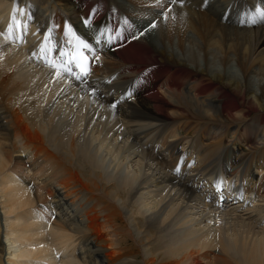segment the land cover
Returning <instances> with one entry per match:
<instances>
[{"label":"bare ground","instance_id":"6f19581e","mask_svg":"<svg viewBox=\"0 0 264 264\" xmlns=\"http://www.w3.org/2000/svg\"><path fill=\"white\" fill-rule=\"evenodd\" d=\"M124 1L0 0V264H264V0ZM73 22L138 38L77 81Z\"/></svg>","mask_w":264,"mask_h":264},{"label":"snow or ice","instance_id":"6c2138e0","mask_svg":"<svg viewBox=\"0 0 264 264\" xmlns=\"http://www.w3.org/2000/svg\"><path fill=\"white\" fill-rule=\"evenodd\" d=\"M159 2H160V4H161V6H163V3L165 2V0H159ZM167 2L170 3V4H175V3H177V2H181V3H182V0H167ZM169 11H170V9H169ZM162 15H163L164 19H167V13H166V12H163ZM259 15H260V18H261V19H264V10H261L260 13H259ZM13 22H15V17H13ZM85 23L87 24V23H89V22H88V21H85ZM252 23H256V20H255L254 18H253V20H252ZM153 27H155V25H153ZM69 32L72 33L71 28H69ZM73 35H74V34H73ZM76 39L78 40L77 49H79V48H81V47H82V48H85V49L90 48V45H89V44L85 43V42L82 41V40H79L78 37H76ZM62 55H67V54H66V53H62ZM73 62L77 63V66H78V67H81V65L79 64V60H78L77 57H73L72 59H70V60L68 61L69 64H71V63H73ZM66 71L71 72V69H66ZM82 75H83V76H87V75H88V71H87L86 68H85V69H82ZM79 78H80V76H77V79H79ZM177 170H178V169H177Z\"/></svg>","mask_w":264,"mask_h":264},{"label":"rangeland","instance_id":"374dc122","mask_svg":"<svg viewBox=\"0 0 264 264\" xmlns=\"http://www.w3.org/2000/svg\"><path fill=\"white\" fill-rule=\"evenodd\" d=\"M91 1V0H90ZM119 1V3H118V5H125V1L124 0H118ZM153 25H155V24H153ZM153 25H151L152 26V29L154 28L153 27ZM154 33H155V31H154ZM184 145L186 144L187 145V142L185 141L184 143H183ZM182 144V146L181 147H183L184 145ZM230 166V165H229Z\"/></svg>","mask_w":264,"mask_h":264}]
</instances>
